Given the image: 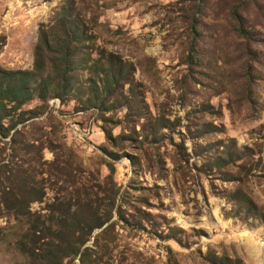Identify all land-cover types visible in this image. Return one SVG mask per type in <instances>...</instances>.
<instances>
[{"label": "rangeland", "instance_id": "obj_1", "mask_svg": "<svg viewBox=\"0 0 264 264\" xmlns=\"http://www.w3.org/2000/svg\"><path fill=\"white\" fill-rule=\"evenodd\" d=\"M67 2L95 50L128 71L105 106H85L83 89L22 108L33 113L18 139L34 146L21 156L41 161L47 191L31 210L48 215L55 199L70 200L56 176L72 173L110 215L85 246L100 264H264V0H0V67L31 71L41 29ZM236 5L250 39L235 30ZM238 191L258 216L236 206ZM25 228L0 218V264H29L17 246Z\"/></svg>", "mask_w": 264, "mask_h": 264}, {"label": "trees", "instance_id": "obj_2", "mask_svg": "<svg viewBox=\"0 0 264 264\" xmlns=\"http://www.w3.org/2000/svg\"><path fill=\"white\" fill-rule=\"evenodd\" d=\"M241 8L236 5L232 11L235 30L241 38L250 39ZM76 11V4L67 2L56 9L53 23L43 26L31 71L0 67V218L14 219L21 227L26 226L17 246L29 264H100L103 260L100 256L93 259L92 248L85 246L94 231L110 220V215L99 214L93 201V188H85V184L78 186L75 175L57 173L56 176L65 177L64 182L73 189L70 200L55 199L48 215L31 210V205L42 202L47 194L43 164L37 158L21 156L34 145L21 143L23 140L18 138L24 134L16 129L25 122L27 114L33 113L22 108L35 96L44 101L50 98L65 101L70 96L80 97L76 92L85 89V106H105L103 97L107 100L115 97L125 82L126 64L114 54L95 50V35L86 18L78 16ZM191 29L193 35L197 34L196 22H192ZM194 37L191 51L197 53ZM94 51L99 56L97 59L92 56ZM83 72L89 76L85 88L78 83ZM10 136L14 151L6 156L1 144ZM38 141L55 154L62 149L48 139ZM232 155L227 154L229 158ZM234 201L237 207H245L248 213L258 216L259 208L244 192L238 191Z\"/></svg>", "mask_w": 264, "mask_h": 264}]
</instances>
